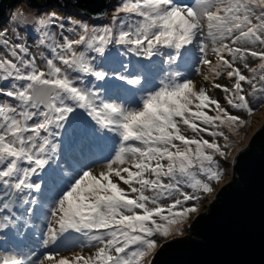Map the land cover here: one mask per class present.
<instances>
[{"label":"snow or ice","instance_id":"1","mask_svg":"<svg viewBox=\"0 0 264 264\" xmlns=\"http://www.w3.org/2000/svg\"><path fill=\"white\" fill-rule=\"evenodd\" d=\"M70 23L37 18L38 53L0 31V234L22 241L44 221L37 247L0 264H155L159 239L182 236L236 163L245 114L264 107V0H119L110 26ZM105 150L99 171L83 163Z\"/></svg>","mask_w":264,"mask_h":264},{"label":"water","instance_id":"2","mask_svg":"<svg viewBox=\"0 0 264 264\" xmlns=\"http://www.w3.org/2000/svg\"><path fill=\"white\" fill-rule=\"evenodd\" d=\"M108 6L109 0H0V31L13 15L42 8L67 9L98 27ZM238 152L186 234L166 243L155 264H264V120Z\"/></svg>","mask_w":264,"mask_h":264},{"label":"rangeland","instance_id":"3","mask_svg":"<svg viewBox=\"0 0 264 264\" xmlns=\"http://www.w3.org/2000/svg\"><path fill=\"white\" fill-rule=\"evenodd\" d=\"M178 2L188 3V2H191V0H178ZM118 3H119V0H109V6L105 13V21L101 24V26L93 27L89 25V28L99 29V28H103L104 26H110L113 16L116 15V12L118 9ZM51 12H56L58 17L66 22V27H75L74 25H71L70 23L72 19L80 20L77 16L69 12L67 9L42 8L38 11L31 12V13L13 15V17L9 20V22L2 29V31L9 32L10 37L13 39H15V36H19L20 37L19 42L26 43L33 53H38L40 50H43V49L39 46V43H38L40 39V33L36 31V28L38 27V25L36 24V20L37 18L42 17ZM13 33L15 34V36L12 35ZM198 55L199 54L197 53V56ZM124 59L126 62L129 59H131L133 64L137 61L142 63L141 62L142 59L135 58V57H124ZM145 62L149 63L148 61H145ZM258 62L259 61L256 60L255 58H249V63L252 66H255L256 64H258ZM177 63L180 64V66L179 67L174 66L173 70H177L186 75H190L191 78L194 80L197 88L201 86L206 87V88L210 87V85L205 84V82L202 80V77L196 73L195 69L199 65L195 61H190L187 66L184 64H181L179 61ZM167 71L168 69L165 68V72ZM244 71H245V75H250L246 70ZM151 72L157 76V79H159L160 74L156 73L155 69H152ZM217 82L231 84L232 81L228 80L226 75H222L220 78L217 79ZM245 88L248 89V86L245 85ZM100 91L102 94H104L103 89H101ZM210 95H212L215 98H218L222 105L225 104V101L223 98L224 94L220 90L212 89L210 92ZM249 102L250 103L253 102L251 97H249ZM210 114H214V113H210ZM245 116H246V120L248 121V123L238 129V132H239L238 136L233 137V139L236 141V145H235V148H233L230 152V158H229L230 162H231V157L236 155V153L238 152L242 144L245 142V140L248 138V136L264 120V107H258L251 115L245 114ZM187 134L191 135V132H188ZM206 138L208 137L206 136ZM61 139L63 141V144L61 148L60 163L63 167H65V169H67V165L64 163V152L67 150V138L62 137ZM101 143L107 144L109 145V147H111L113 144V139L111 135L103 136ZM108 154L109 152L105 150L103 151L102 154L100 152H97L95 155H92V156L85 155V157H82L83 163L85 165H92L96 171H99L100 166H102L103 163L105 162L104 157L107 156ZM76 155L80 156V153L78 150H76ZM228 171H229V168L227 169L226 174L224 175L223 179L218 184H214L215 190L213 191V193L205 195V198L203 199L201 203L200 210L204 207V205L210 200V198L219 189ZM37 182H42V181L37 179ZM37 195L39 196L41 194H37ZM54 195L55 193L52 191H49L47 188L45 189L43 193L44 197H51ZM42 203H43V200H42ZM45 211H46V208H45ZM196 215L197 214H192L191 219L188 221V223L182 225V227L184 228V232L182 236H170L167 238H160L158 243L164 246L166 243H169L173 240L181 239L186 234L190 224L192 223ZM33 224H34V227L21 231V237H23L22 241L16 237L15 230H6V234H0V252H10L13 254H22V253H27L30 248L37 247L39 240L42 239V231H43V224H44L43 217L40 216L34 219ZM7 245H10L8 249L7 247L4 248ZM2 247L4 249H2ZM162 248H159L157 250V254L155 255V257L159 255V251ZM52 250L55 251V249H52ZM79 250H80L79 248L75 249V251H79ZM63 254L70 255L71 253L66 251ZM85 254H87V252ZM148 259L151 260L152 257H149Z\"/></svg>","mask_w":264,"mask_h":264},{"label":"trees","instance_id":"4","mask_svg":"<svg viewBox=\"0 0 264 264\" xmlns=\"http://www.w3.org/2000/svg\"><path fill=\"white\" fill-rule=\"evenodd\" d=\"M141 61V60H140ZM143 64H148L147 62H145V60H142L141 61ZM136 63H140L139 61H137V62H135L134 64H136ZM234 177L236 178V175L234 174ZM10 245H7V246H5L4 248H6L7 247V249H8V247H9ZM3 247H2V249H4ZM162 252V249L159 251V254Z\"/></svg>","mask_w":264,"mask_h":264},{"label":"bare ground","instance_id":"5","mask_svg":"<svg viewBox=\"0 0 264 264\" xmlns=\"http://www.w3.org/2000/svg\"><path fill=\"white\" fill-rule=\"evenodd\" d=\"M23 23V22H22ZM36 26V25H35Z\"/></svg>","mask_w":264,"mask_h":264}]
</instances>
